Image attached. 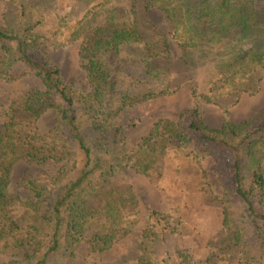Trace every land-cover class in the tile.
I'll return each mask as SVG.
<instances>
[{"label": "trees", "instance_id": "16d2710c", "mask_svg": "<svg viewBox=\"0 0 264 264\" xmlns=\"http://www.w3.org/2000/svg\"><path fill=\"white\" fill-rule=\"evenodd\" d=\"M16 1L15 15L0 24V79L13 84L11 102L0 110V264H72L82 241L108 249L136 224L125 211V198L107 188L115 174L153 160L168 146L190 145L214 158L225 199L222 224L239 253L234 264H264V107L243 120L225 118L211 126L196 104L176 120L160 117L130 150L116 117L174 91L153 36L166 35L147 20H132L130 9L114 0H81L83 13L62 12L53 24L33 3ZM144 5L166 11L187 62L210 61L208 77L221 80L215 85L223 93L258 90L264 77V1ZM74 42L89 93L67 82L45 49L48 43ZM28 76L43 86L19 82ZM50 109L58 122L42 131L39 120ZM22 161L41 166L22 182L27 195L11 188ZM140 232L137 254L119 264H200L185 247L160 250L147 243L177 233L163 210L153 208ZM220 258L213 264H229Z\"/></svg>", "mask_w": 264, "mask_h": 264}, {"label": "rangeland", "instance_id": "374dc122", "mask_svg": "<svg viewBox=\"0 0 264 264\" xmlns=\"http://www.w3.org/2000/svg\"><path fill=\"white\" fill-rule=\"evenodd\" d=\"M19 1L20 4L33 3L47 12L50 24L62 12L78 14L84 10L81 0ZM114 1L130 9L132 20L139 24L147 20L166 35L165 39L160 38L159 34L153 36L155 44H158L160 66L170 73L168 77L174 89L172 93L129 106L119 118L116 117L124 124L128 149L139 147L143 137L160 117L176 120L182 111L196 104L200 106L206 123L211 126L220 125L225 118L243 120L264 107V77L258 81L259 88L255 93H223L215 85H220L221 80L208 77L212 66L210 61L204 64L197 59L187 62L185 50L171 34L172 25L166 11L157 7L146 9L144 0ZM253 1L259 6L264 0ZM14 8L16 10L12 11ZM17 9L16 0H0V24H5ZM103 18L104 15H101L97 22ZM45 49L62 66L67 82L73 83L79 92L91 91L89 78L78 61V42L63 46L48 43ZM19 82L28 86H43L37 77H23ZM12 87L13 84L0 79V110L11 102ZM57 122L55 111L50 109L42 115L38 125L42 131H47ZM40 169L41 166L22 161L13 172L11 188L27 195L22 182L31 172ZM107 188L118 191L125 198V211L136 224L129 227L123 233L124 236L108 249H100L89 241H82L75 250L72 264H119L135 256L141 240L140 230L146 225L149 212L156 207L167 213L170 220H174L177 233L165 241L148 240V244L160 250L172 251L179 246L185 247L200 264H213V260L220 257L222 262L228 261L229 264L237 261L239 253L233 248V235L222 224L224 192L211 154L198 152L193 145L182 149L168 146L164 153L153 160L117 172Z\"/></svg>", "mask_w": 264, "mask_h": 264}]
</instances>
